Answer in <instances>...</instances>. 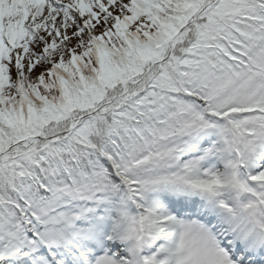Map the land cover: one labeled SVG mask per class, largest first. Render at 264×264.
<instances>
[{
  "label": "snow or ice",
  "instance_id": "snow-or-ice-1",
  "mask_svg": "<svg viewBox=\"0 0 264 264\" xmlns=\"http://www.w3.org/2000/svg\"><path fill=\"white\" fill-rule=\"evenodd\" d=\"M0 264H264V0H0Z\"/></svg>",
  "mask_w": 264,
  "mask_h": 264
}]
</instances>
